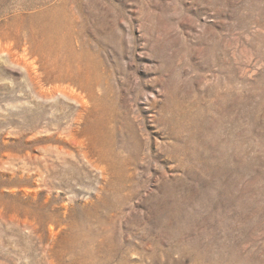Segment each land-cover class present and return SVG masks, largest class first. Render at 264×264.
Here are the masks:
<instances>
[{"label":"rangeland","instance_id":"374dc122","mask_svg":"<svg viewBox=\"0 0 264 264\" xmlns=\"http://www.w3.org/2000/svg\"><path fill=\"white\" fill-rule=\"evenodd\" d=\"M63 1L0 0V264H264V0H68L32 36ZM29 44L46 88L88 79L81 124Z\"/></svg>","mask_w":264,"mask_h":264},{"label":"bare ground","instance_id":"6f19581e","mask_svg":"<svg viewBox=\"0 0 264 264\" xmlns=\"http://www.w3.org/2000/svg\"><path fill=\"white\" fill-rule=\"evenodd\" d=\"M67 5H71L70 1L68 3V0L61 2L60 5H56L54 7H48L44 8L40 11V13L34 17V22L37 23V29H33V31L30 33L32 36L34 35H44L47 32V26L46 25H52L54 27V35L57 37L59 35L61 25H66V23H70L69 21V9ZM72 8V7H70ZM20 27L18 30H21ZM11 37V34L6 32L5 30L0 29V49H3L7 51L8 53H12L14 48H19L21 46V38L18 36L16 37V41ZM23 39V38H22ZM23 42L28 43L27 39H23ZM33 42L36 44V46H41L40 42L33 40ZM38 50L29 44V47L24 48V52L26 55L23 56V61H25V64L29 67L30 76L33 77V81L36 82L38 86H40V89L42 93H50L55 91H63L66 95L77 101L82 110L77 118V123L81 124L83 122V116H84V110L88 111L89 102L92 100L93 93L92 90L89 89L87 86L88 79L83 77L82 75H78L75 77H70L66 74L61 73V75L58 78V82H68L70 84L61 87V86H55V87H45V83H47L45 80H43L46 75L42 72L41 66H40V59L37 56ZM10 55V54H8ZM15 56V55H14ZM31 57L30 63L28 64L27 57ZM22 62V61H21ZM24 64V63H23ZM106 171V169L104 170ZM120 199V195L113 194L112 198L107 197L104 198L99 204H97V208L99 207H112L114 206L115 200ZM95 233V232H94ZM89 241L88 244H86V241ZM73 244H74V255L77 258L83 255L85 252V256L92 259L96 252V247L93 244L94 238H93V231L89 227L87 223L81 224L78 223L75 225V231L73 233ZM107 244H110L111 239L107 238ZM104 247V246H103ZM85 250H82L84 249Z\"/></svg>","mask_w":264,"mask_h":264}]
</instances>
